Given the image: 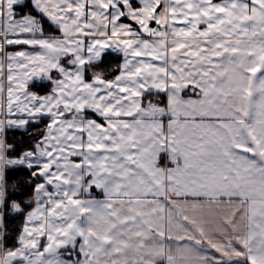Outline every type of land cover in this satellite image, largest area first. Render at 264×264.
I'll return each instance as SVG.
<instances>
[{
	"label": "snow or ice",
	"instance_id": "6c2138e0",
	"mask_svg": "<svg viewBox=\"0 0 264 264\" xmlns=\"http://www.w3.org/2000/svg\"><path fill=\"white\" fill-rule=\"evenodd\" d=\"M0 264H264V0H0Z\"/></svg>",
	"mask_w": 264,
	"mask_h": 264
},
{
	"label": "trees",
	"instance_id": "16d2710c",
	"mask_svg": "<svg viewBox=\"0 0 264 264\" xmlns=\"http://www.w3.org/2000/svg\"><path fill=\"white\" fill-rule=\"evenodd\" d=\"M110 63V62H109ZM19 224V219L16 220H10L9 221V228L10 229H15V227H17Z\"/></svg>",
	"mask_w": 264,
	"mask_h": 264
},
{
	"label": "crops",
	"instance_id": "0c3cea01",
	"mask_svg": "<svg viewBox=\"0 0 264 264\" xmlns=\"http://www.w3.org/2000/svg\"><path fill=\"white\" fill-rule=\"evenodd\" d=\"M110 64H114V63H117L118 62V58H116V57H112V58H110Z\"/></svg>",
	"mask_w": 264,
	"mask_h": 264
}]
</instances>
